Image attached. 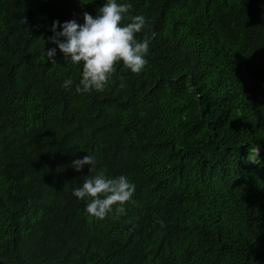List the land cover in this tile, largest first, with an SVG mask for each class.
Wrapping results in <instances>:
<instances>
[{
	"label": "trees",
	"instance_id": "trees-1",
	"mask_svg": "<svg viewBox=\"0 0 264 264\" xmlns=\"http://www.w3.org/2000/svg\"><path fill=\"white\" fill-rule=\"evenodd\" d=\"M130 2L145 70L79 93L51 26L104 0H0V264H264V0ZM89 153L135 183L126 214L72 194Z\"/></svg>",
	"mask_w": 264,
	"mask_h": 264
},
{
	"label": "clouds",
	"instance_id": "clouds-1",
	"mask_svg": "<svg viewBox=\"0 0 264 264\" xmlns=\"http://www.w3.org/2000/svg\"><path fill=\"white\" fill-rule=\"evenodd\" d=\"M89 3L91 0H82ZM133 5L130 0H104L93 15L85 11L84 22L76 19L53 22L51 29L54 33L48 39L58 45L65 59L73 65L82 64V73L76 91L88 93L93 90L103 92L113 75L117 72V65L139 74L148 64L150 41L154 38H137V33L143 31L147 19L143 14L131 15ZM127 19L129 22L122 23ZM62 29V30H61ZM57 47L45 49L47 60L53 64L56 61ZM73 80L69 77L63 81V87L70 88ZM121 88L126 87L123 76L120 77ZM261 142L252 146L247 160L254 164H261ZM90 165V175L81 186L73 189V195L85 201L86 212L98 219H104L113 211V205L118 215L126 214L125 204L133 201L136 185L125 175L109 176L102 169H97V159L93 154L76 158L72 166L82 170ZM134 202V201H133Z\"/></svg>",
	"mask_w": 264,
	"mask_h": 264
}]
</instances>
